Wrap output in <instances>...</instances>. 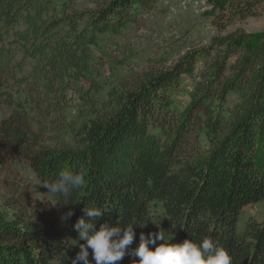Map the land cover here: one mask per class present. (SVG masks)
<instances>
[{
  "label": "trees",
  "instance_id": "trees-1",
  "mask_svg": "<svg viewBox=\"0 0 264 264\" xmlns=\"http://www.w3.org/2000/svg\"><path fill=\"white\" fill-rule=\"evenodd\" d=\"M263 1L209 0L206 14L222 30L255 16ZM153 2L79 8L76 0H0V102L10 107L0 119V166L25 161L44 185L62 171L86 172L83 188L67 197L50 193L62 215L73 212L62 229L38 199L29 214L26 193L15 199L25 205L0 213V264H72L86 244L74 225L90 207L104 211L96 230L132 225L133 240L117 264L138 260L132 253L141 232L147 238L159 223L173 243L210 238L233 264H264V220L244 216L264 202V31L214 36L203 51L223 49L181 109L173 91L181 75L193 73L198 51L124 78L81 128L65 122L69 81L90 73L99 35ZM230 92L238 100L227 107Z\"/></svg>",
  "mask_w": 264,
  "mask_h": 264
},
{
  "label": "rangeland",
  "instance_id": "rangeland-1",
  "mask_svg": "<svg viewBox=\"0 0 264 264\" xmlns=\"http://www.w3.org/2000/svg\"><path fill=\"white\" fill-rule=\"evenodd\" d=\"M107 1L76 0L79 8H94ZM207 9H210L209 0H154L150 9L134 20L126 22L116 31L100 34L97 45L92 47L90 73L69 81L65 122L70 129L77 130L86 124L94 116V111L101 109L103 103L120 90L124 78L149 68H169L187 52L198 51L193 73L181 75L179 86L173 91L177 107L183 108L189 102L188 93L208 70L216 51L223 49L215 47L210 52L203 51L214 36L223 37L237 30L248 33L264 31V1L255 8V16L235 21L222 30L211 23ZM233 59L228 64L233 63ZM230 72L227 69L226 73ZM8 91L14 98H22L15 88H8ZM237 100V94L228 93L226 106L231 107ZM9 112L10 107L0 102V119ZM70 135L71 131L65 137ZM21 193H26L30 200L26 206L29 214L37 207L35 199H38L54 216L60 229L64 228L62 213L27 162L14 160L0 166V213L10 215L16 210V205H25L24 198L16 204L15 199ZM244 216L264 220V202L247 207ZM165 236L166 240L170 238L166 232ZM173 242L172 238L169 243Z\"/></svg>",
  "mask_w": 264,
  "mask_h": 264
},
{
  "label": "clouds",
  "instance_id": "clouds-1",
  "mask_svg": "<svg viewBox=\"0 0 264 264\" xmlns=\"http://www.w3.org/2000/svg\"><path fill=\"white\" fill-rule=\"evenodd\" d=\"M86 172L62 171L55 182L44 185L53 196H69L74 190L81 189L86 183ZM99 207L84 208V217L78 219L74 225L78 237L86 241L80 246V252L73 259L90 264L88 260L89 249L95 264H117L126 254V248L133 240L132 225L127 227H109L106 224L96 230L94 221L103 214ZM73 215L71 209L66 212L61 220H67ZM142 228L147 223L140 225ZM159 229L155 234L149 233L146 238L143 232L139 237V244L133 250V255L139 259L133 264H233L232 257L223 247H219L210 239L205 238L199 244L190 239L182 243H169L171 236L166 240L165 230ZM157 241L162 243L157 244ZM155 245L150 248L148 245Z\"/></svg>",
  "mask_w": 264,
  "mask_h": 264
}]
</instances>
